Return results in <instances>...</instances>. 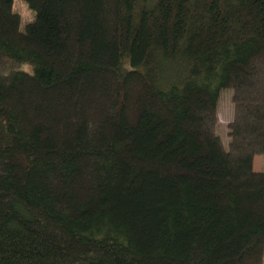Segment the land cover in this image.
<instances>
[{"label": "trees", "instance_id": "1", "mask_svg": "<svg viewBox=\"0 0 264 264\" xmlns=\"http://www.w3.org/2000/svg\"><path fill=\"white\" fill-rule=\"evenodd\" d=\"M23 2L0 0V264H264V0Z\"/></svg>", "mask_w": 264, "mask_h": 264}, {"label": "rangeland", "instance_id": "2", "mask_svg": "<svg viewBox=\"0 0 264 264\" xmlns=\"http://www.w3.org/2000/svg\"><path fill=\"white\" fill-rule=\"evenodd\" d=\"M15 10L18 12V14H21L22 19V25L26 22H29L33 14L29 9L27 8L26 4L23 2V0H15ZM231 90L224 89L221 91V95L218 101V107H217V132L222 137L225 146H227L229 142V137L227 136L228 126L227 122L231 120L232 118V111H233V104H231ZM254 166L256 168L262 166L264 168V155H259L256 158H253ZM264 258V254H263Z\"/></svg>", "mask_w": 264, "mask_h": 264}, {"label": "crops", "instance_id": "3", "mask_svg": "<svg viewBox=\"0 0 264 264\" xmlns=\"http://www.w3.org/2000/svg\"><path fill=\"white\" fill-rule=\"evenodd\" d=\"M257 156H259V155H257ZM257 156H255L254 158H256ZM254 161V160H253ZM253 170H255V171H264V168L262 167V166H260V167H258V168H256L255 166H254V163H253Z\"/></svg>", "mask_w": 264, "mask_h": 264}]
</instances>
